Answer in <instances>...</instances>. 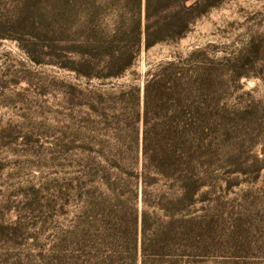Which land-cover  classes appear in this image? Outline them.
<instances>
[{
	"label": "rangeland",
	"instance_id": "374dc122",
	"mask_svg": "<svg viewBox=\"0 0 264 264\" xmlns=\"http://www.w3.org/2000/svg\"><path fill=\"white\" fill-rule=\"evenodd\" d=\"M136 3L0 0V37H10L0 40V264L99 263L105 249L93 242L88 254L76 238L86 208L73 185L114 117L108 104L86 122L88 105L72 103L114 94L126 101L119 114L144 116L155 79L147 111L159 133L174 118L175 75L181 88L202 89L200 117L185 100L184 121L205 119L208 135L207 201L191 211L208 215L209 250L187 264H264V0H223L181 39L143 47L121 77L100 78L91 46L114 28V9ZM170 188L160 177L149 199Z\"/></svg>",
	"mask_w": 264,
	"mask_h": 264
},
{
	"label": "trees",
	"instance_id": "16d2710c",
	"mask_svg": "<svg viewBox=\"0 0 264 264\" xmlns=\"http://www.w3.org/2000/svg\"><path fill=\"white\" fill-rule=\"evenodd\" d=\"M135 1L133 10L112 11L114 28L102 38L97 35L91 46L101 56L95 65L102 70L100 78L121 77L143 47L149 50L159 43L181 39L197 19L223 0H145V7L144 0ZM6 38L10 37L0 40ZM181 80L177 75L168 80V90L174 94V118L159 133L157 125L151 126L147 111L149 89L155 79L146 85L144 116L119 114L118 104L126 101L114 102V94L100 95L94 103L85 98L72 103L74 107L88 105L86 122L93 113L103 117L108 104L114 117L106 128L112 137L85 149V163L73 185L81 206L86 208L83 231L76 238L83 237L87 247L95 242L105 249L97 264H187L204 258L209 250L208 215L191 211L197 203L207 201L206 193H201L208 184L204 166L208 155L206 121H184L183 108V101H190L191 112L200 117L202 89L181 88ZM123 111L129 109L124 107ZM139 122L144 124L142 136L136 127ZM160 177L173 188L166 195L156 194L159 201L152 203L149 186H157ZM160 213L165 216L163 220ZM89 248L88 254H92Z\"/></svg>",
	"mask_w": 264,
	"mask_h": 264
}]
</instances>
